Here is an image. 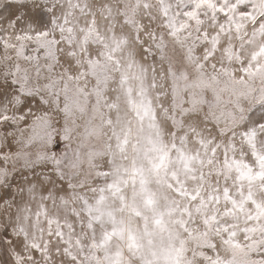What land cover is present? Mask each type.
<instances>
[{
	"label": "snow or ice",
	"instance_id": "1",
	"mask_svg": "<svg viewBox=\"0 0 264 264\" xmlns=\"http://www.w3.org/2000/svg\"><path fill=\"white\" fill-rule=\"evenodd\" d=\"M0 264H264V0H0Z\"/></svg>",
	"mask_w": 264,
	"mask_h": 264
}]
</instances>
